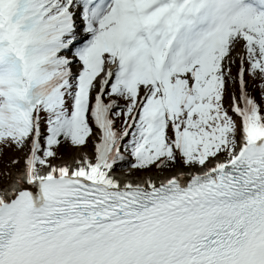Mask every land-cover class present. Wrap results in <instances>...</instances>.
Masks as SVG:
<instances>
[{"label": "snow or ice", "instance_id": "1", "mask_svg": "<svg viewBox=\"0 0 264 264\" xmlns=\"http://www.w3.org/2000/svg\"><path fill=\"white\" fill-rule=\"evenodd\" d=\"M8 149L0 264H264V0H0Z\"/></svg>", "mask_w": 264, "mask_h": 264}, {"label": "rangeland", "instance_id": "2", "mask_svg": "<svg viewBox=\"0 0 264 264\" xmlns=\"http://www.w3.org/2000/svg\"><path fill=\"white\" fill-rule=\"evenodd\" d=\"M233 71L235 72L236 69L234 68ZM61 151L63 153H65L66 155H70L72 153L73 149L69 146V147H66V148H62ZM76 151L78 153L79 151H81V149H78ZM87 151H89V152L92 151V145L91 144L88 145ZM17 155H22V153H17L14 150L9 149L6 152V154L0 159V187L6 186L9 183V181H7L6 178H5V173L6 172L11 170L13 173H15L16 168H15L14 165L11 164V159L14 156H17ZM126 171H127V169L123 170L122 172H126ZM134 173L139 175V179H137V180L141 181L145 176H148L150 174L155 176L157 174V169H155V167H153L151 169V172H148V171H134ZM168 175H169V173L166 171L163 176L159 175V177L164 178V177H168Z\"/></svg>", "mask_w": 264, "mask_h": 264}, {"label": "bare ground", "instance_id": "3", "mask_svg": "<svg viewBox=\"0 0 264 264\" xmlns=\"http://www.w3.org/2000/svg\"><path fill=\"white\" fill-rule=\"evenodd\" d=\"M120 178L122 179V180H127V179H130L129 177H128V174H124L123 175V173H120ZM156 179H160V178H158V177H156V176H154ZM147 178V177H146ZM146 178H144V179H146ZM168 177H164V178H162V179H167ZM144 179H142L141 181H143ZM135 180V179H134ZM9 186V185H8Z\"/></svg>", "mask_w": 264, "mask_h": 264}, {"label": "trees", "instance_id": "4", "mask_svg": "<svg viewBox=\"0 0 264 264\" xmlns=\"http://www.w3.org/2000/svg\"><path fill=\"white\" fill-rule=\"evenodd\" d=\"M254 87H255V86H254ZM7 151H8V150H6L5 152H7ZM5 152H4V154H5ZM4 154H3V155H4ZM3 155H2V156H3ZM2 156H0V159L2 158Z\"/></svg>", "mask_w": 264, "mask_h": 264}]
</instances>
